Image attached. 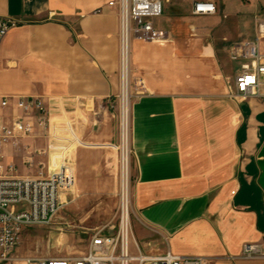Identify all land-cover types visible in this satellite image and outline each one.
Segmentation results:
<instances>
[{
	"label": "crops",
	"instance_id": "1",
	"mask_svg": "<svg viewBox=\"0 0 264 264\" xmlns=\"http://www.w3.org/2000/svg\"><path fill=\"white\" fill-rule=\"evenodd\" d=\"M109 1L0 0V17L20 21L0 47V96L45 99L51 133L60 146L71 144L73 161L63 152L56 163L74 191V160L84 149H117L119 19ZM214 1L218 12L205 16V27L177 26L176 8L166 5L163 15L177 30L156 25L171 41H132L133 75L148 88L131 108L132 229L145 255L264 264L242 256L246 243L264 247V82L241 102L227 94L240 70L230 47L255 38L264 0ZM46 142L37 126L3 155L12 158L13 148L26 158L25 148Z\"/></svg>",
	"mask_w": 264,
	"mask_h": 264
},
{
	"label": "built area",
	"instance_id": "2",
	"mask_svg": "<svg viewBox=\"0 0 264 264\" xmlns=\"http://www.w3.org/2000/svg\"><path fill=\"white\" fill-rule=\"evenodd\" d=\"M170 0H111L109 6L117 10L119 19V90L112 110L118 122V149L122 165V196L117 224L99 228L91 238L87 251L68 253L60 257L17 258V249L25 227L49 224L62 206L61 192L67 189L66 167L51 171L48 165L39 175H18L14 162H3V149L10 144L14 148L22 140L32 137L36 127L50 135L48 105L40 96H0V262L24 260L25 264H205L202 256H182L167 252L159 256L145 255L135 240L129 190L124 192V177L130 186L131 108L133 101L148 92L145 80L134 76L132 70V41L167 43L170 32L156 25V18L163 15ZM195 16H211L218 12L214 0H191ZM20 21L12 17H0V47L4 37ZM256 34L253 40L234 43L230 57L240 65L239 72L227 81V94L236 101H244L258 95L264 78V53L260 44L264 39V15L255 18ZM9 111V112H8ZM9 113V114H8ZM45 151L33 150L26 157L32 166ZM43 168V161H39ZM128 185V184H127ZM132 245L137 252L132 251ZM242 256L263 259L264 247L260 243H246Z\"/></svg>",
	"mask_w": 264,
	"mask_h": 264
},
{
	"label": "rangeland",
	"instance_id": "3",
	"mask_svg": "<svg viewBox=\"0 0 264 264\" xmlns=\"http://www.w3.org/2000/svg\"><path fill=\"white\" fill-rule=\"evenodd\" d=\"M164 4L165 6H171L173 9L176 8L174 23H177L179 27L190 24L196 26L202 24L204 27L207 25L204 21L205 16L199 17L189 14L187 7L190 4L189 0H170L165 1ZM167 18L164 14L157 17L156 21L161 26L171 27L176 31L175 27L169 26ZM64 118L72 122L69 116L59 117V119ZM62 124L65 125L63 122ZM49 134L45 135L48 143H45L44 148L37 146V148L45 151L44 156H39L32 166H28L26 158L19 156L18 151L13 148L11 150L12 158L4 156L3 162H14L18 174L39 175L40 171H45L48 165L51 171L57 168L58 164L56 162L59 153L69 152V160L73 161L71 144L60 146L58 137L53 136V133H51V123ZM118 142L119 137L117 135L115 143L117 149L114 150V154L89 149H84L79 154L78 160H74L76 191L73 189L72 181L67 180V189L61 192L63 204L52 221L49 224L33 225L22 230L20 243L14 252L17 258L60 257L68 253L86 252L91 238L99 228L108 224H117L122 196V165ZM33 149H36V147L25 148L26 155L32 152ZM41 159L44 165L43 168L39 164ZM133 185V161L131 157L129 196L132 220ZM63 196L66 199H63ZM0 264H25V262L24 260H17L15 262H0Z\"/></svg>",
	"mask_w": 264,
	"mask_h": 264
},
{
	"label": "bare ground",
	"instance_id": "4",
	"mask_svg": "<svg viewBox=\"0 0 264 264\" xmlns=\"http://www.w3.org/2000/svg\"><path fill=\"white\" fill-rule=\"evenodd\" d=\"M65 186H67V185H65ZM69 188H71V187H69ZM126 190H129V183H128V178L124 177V192H126ZM63 199H66V197L63 196Z\"/></svg>",
	"mask_w": 264,
	"mask_h": 264
}]
</instances>
